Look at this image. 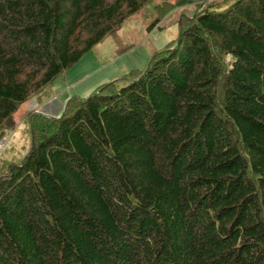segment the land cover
<instances>
[{"label":"trees","instance_id":"1","mask_svg":"<svg viewBox=\"0 0 264 264\" xmlns=\"http://www.w3.org/2000/svg\"><path fill=\"white\" fill-rule=\"evenodd\" d=\"M151 1L0 0V138ZM178 29L143 68L31 118L0 173V264H264V0L202 4Z\"/></svg>","mask_w":264,"mask_h":264},{"label":"rangeland","instance_id":"2","mask_svg":"<svg viewBox=\"0 0 264 264\" xmlns=\"http://www.w3.org/2000/svg\"><path fill=\"white\" fill-rule=\"evenodd\" d=\"M168 0L159 5L153 0L137 13L128 16L112 34L104 37L76 63L59 74L40 94L30 97L14 114V125L0 138V173L9 162L19 161L28 152L32 138L29 122L35 114L60 116L70 98H84L100 85L120 78L127 71L141 69L150 55L163 48L178 34V22L194 16L206 3H226L228 0H195L188 5H176ZM230 1V0H229ZM159 17L158 27L148 32L146 26Z\"/></svg>","mask_w":264,"mask_h":264},{"label":"crops","instance_id":"3","mask_svg":"<svg viewBox=\"0 0 264 264\" xmlns=\"http://www.w3.org/2000/svg\"><path fill=\"white\" fill-rule=\"evenodd\" d=\"M51 114H53V115H49V116H51V117H53V116H56V115H57V113H51Z\"/></svg>","mask_w":264,"mask_h":264}]
</instances>
